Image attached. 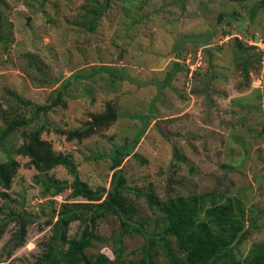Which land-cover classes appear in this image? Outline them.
Returning a JSON list of instances; mask_svg holds the SVG:
<instances>
[{
    "label": "rangeland",
    "instance_id": "374dc122",
    "mask_svg": "<svg viewBox=\"0 0 264 264\" xmlns=\"http://www.w3.org/2000/svg\"><path fill=\"white\" fill-rule=\"evenodd\" d=\"M0 1L5 20L0 132L15 125L0 141V163L19 164L7 199L0 197V264L34 263L47 249L62 212L78 214L74 206L86 203L80 196L72 197L68 186L74 176L63 167L41 173L32 158L20 154L19 148L29 145L36 131L45 147L67 156L76 178L92 191L110 190L113 151L127 147L130 151L120 155L117 169L124 186L135 188L140 196H123L135 210L131 221L147 232H161L169 225L167 217L175 215L176 225L190 233L196 224L205 223L202 237L231 244L239 263L254 247H264L260 2ZM93 7L100 9L99 16L90 13ZM219 15L224 17L220 20ZM90 22L95 25L92 32L84 27ZM60 92L58 105L26 122L32 109L50 104ZM108 104L116 112L115 122L81 142L67 139V131L86 127ZM46 176L67 187L56 196L54 189L44 192L40 181ZM148 193L157 197L163 210L148 206L143 196ZM50 211L54 216L46 222L51 224H26L23 245L16 247L14 216L28 219ZM83 227L80 220L72 221L67 238H79ZM129 229L115 215L106 214L97 221L87 257L103 254L111 264L139 261L144 239L129 234ZM238 238L241 243L234 245ZM171 240L175 255L182 256L176 239ZM213 258L199 264H220ZM158 259L167 264L162 254Z\"/></svg>",
    "mask_w": 264,
    "mask_h": 264
},
{
    "label": "trees",
    "instance_id": "16d2710c",
    "mask_svg": "<svg viewBox=\"0 0 264 264\" xmlns=\"http://www.w3.org/2000/svg\"><path fill=\"white\" fill-rule=\"evenodd\" d=\"M225 1L230 4L258 1L260 2L259 4L264 7V0ZM86 12H88V10H85V13ZM90 13L93 14V16H99L100 9L98 7H93L90 10ZM2 15L3 12L0 10V42L5 24ZM223 17V15H219L220 20ZM86 19V17H82V20ZM93 22L86 23L87 25L84 26L90 32H92L95 26V22ZM174 65L175 67L178 66L177 63ZM172 74L173 72L170 73L169 76ZM62 94L60 92L50 104L36 106L35 110L32 109L30 111V117L25 119L26 122L32 123L35 116H38L40 113L45 114L51 107L58 105L61 102ZM116 118L117 115L115 110L108 104L106 105L105 112L93 116L91 122L88 123L86 127L84 126L77 130L67 131V139L81 142L83 139L90 137L95 131H100V129L115 122ZM14 127L15 125L10 123L8 128L1 131L0 141L6 137L7 131L13 130ZM39 137V131H36V133L30 137L31 143L19 148L20 154L32 158L31 164L36 171L41 173H47L54 168L63 167L70 175L74 176L71 186H68L71 189L73 188L72 197L76 198L80 196L86 200V203L74 206V208L78 209V214L76 211L64 210L62 212L61 217L53 224L52 235L47 244V249L43 252V255L32 264H54L57 262L60 264H111L110 259L106 255L97 254L93 257H87L85 253L86 249L91 247V242L95 235L94 228L97 221L108 213L115 215L119 219L121 226L130 228L129 234L135 232L141 235L144 239V242L140 247L141 258L139 261H129L127 264H161L158 261V256L161 254L163 255V261L167 264H199L202 261L210 260L212 257H214V260L218 262L220 261V264H264V247H254L250 254L239 263L231 253V244L212 243L208 238L202 237L203 234L201 227L206 225L205 223L196 224L194 233H190L184 230L185 227L180 228L176 225L179 217L174 215L167 217L169 225L166 228L159 233H154L147 232L142 224L132 222L130 218L135 210L131 205L126 203L123 193L133 192L136 194V189L124 186L125 179L121 173V169H117L119 166L120 155L125 156L130 151L127 147H116L113 151L111 168L113 172L109 182L110 190L108 192L104 189L92 191L88 188L85 182L79 181L76 178L73 165L70 163L67 156L54 154L48 149V147H45V142H42ZM136 143L137 139L134 140L132 146ZM18 169L19 164L15 160L0 163V187L3 190L0 192V197L4 200L7 199V191L10 189L12 180ZM37 178L38 177H35V181L38 183ZM40 184L43 187V191L46 193H49L51 189H54L55 191L52 194L55 196L60 194L67 187L66 182L62 184L59 180L53 179L51 176H46L44 179H41ZM136 195L140 196L139 193ZM143 196L146 198L149 207H155L160 211L163 210L157 197H154L151 193L144 194ZM89 203L95 205L93 209H87L86 205ZM260 214L264 215V210H262ZM20 215L21 214L14 216V220L18 223V230L13 235L16 247H21L23 245L25 239V226L26 224L31 223L26 217L22 216L20 218ZM86 217L88 218L86 219ZM75 220H80L84 227L79 238L68 239L66 236V229L68 225ZM254 220H256V217ZM50 224L51 222H46V225ZM3 233L4 229L0 227V237ZM167 236L170 237V239H167ZM171 239H176V242H178V252L182 253V256L175 255L174 248L171 247L173 242ZM240 243L241 240L238 238L233 244L239 245ZM59 246L67 247L64 250H60ZM116 254L115 258H118L119 254Z\"/></svg>",
    "mask_w": 264,
    "mask_h": 264
},
{
    "label": "water",
    "instance_id": "95a60500",
    "mask_svg": "<svg viewBox=\"0 0 264 264\" xmlns=\"http://www.w3.org/2000/svg\"><path fill=\"white\" fill-rule=\"evenodd\" d=\"M54 216V213L50 211L49 215L41 216V217H28V219L32 222L36 223H45L49 219H51Z\"/></svg>",
    "mask_w": 264,
    "mask_h": 264
}]
</instances>
